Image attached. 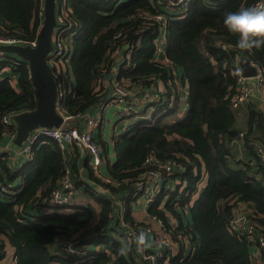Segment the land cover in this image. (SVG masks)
I'll return each mask as SVG.
<instances>
[{
    "label": "trees",
    "instance_id": "obj_1",
    "mask_svg": "<svg viewBox=\"0 0 264 264\" xmlns=\"http://www.w3.org/2000/svg\"><path fill=\"white\" fill-rule=\"evenodd\" d=\"M253 2L189 0L185 16L176 19L163 0H68L71 10L65 25L72 24L70 31L76 30L67 41L71 51L66 64L72 88L64 97L63 108L69 114L89 112L104 100L108 93L104 78L112 79L110 69L117 64V79L124 78L139 89L150 88L151 78L156 77L164 81V92L177 94L178 83L188 82L189 110L184 112L176 101L170 107L161 101L163 108L153 112L150 119L136 121L129 131L114 138L116 160L108 166L109 181L88 167V179L105 188L113 200L123 202L124 221L136 226L144 222L135 221L131 211L133 202L144 203L136 182L146 170L145 158L153 153L163 160L178 161L185 182L182 191L177 187L161 190L154 202L144 203L147 217L160 218L172 239L185 235L190 243L188 254L173 255L166 250L168 264H254L253 241L230 230L237 202L252 205L254 212L247 215L248 221L254 224L256 234L264 236V157L257 151L261 148L264 152V114L249 107L245 113L247 127L241 131L236 128L237 110L230 101L237 84L238 59L249 57L264 75V48H237V34L229 33L222 24L226 10ZM41 3L0 0V23L7 35L34 41L42 24ZM156 14L164 15L165 24L151 18ZM161 29L166 33V63L155 55V38ZM124 42L130 44L127 50L122 48ZM115 48L122 52L119 61L112 56ZM10 74L16 75V87L11 75L0 80V140L5 132L15 134L14 125L2 123L3 115L35 107L28 67L17 61ZM235 140L242 141L248 160L236 159ZM31 153V159L15 170L8 165L7 154L0 155V182L19 176L22 180L15 195L0 198V234L15 247L16 264H108L113 257L117 264H139L119 219L112 220L114 201L95 195L88 184H83L85 190L100 205L93 225H89L93 211L88 206L48 212L46 200L64 173L66 155L52 139L36 143ZM74 180L77 187L81 186L79 178ZM163 199L165 209L177 219L186 208L190 223L180 220L172 230L165 211L159 208ZM61 237L76 238L78 246L107 244L111 253L87 249L81 257H63L54 253L58 245L52 248ZM178 243L182 246V240ZM3 254L4 250L0 259ZM157 264H165L164 257Z\"/></svg>",
    "mask_w": 264,
    "mask_h": 264
},
{
    "label": "built area",
    "instance_id": "obj_2",
    "mask_svg": "<svg viewBox=\"0 0 264 264\" xmlns=\"http://www.w3.org/2000/svg\"><path fill=\"white\" fill-rule=\"evenodd\" d=\"M41 8L39 14L43 20V2L41 0ZM166 5H169L171 8L169 12L175 14L176 19H182L185 16V10L187 9L189 0H163ZM70 5L68 0H55V18L56 26L54 27L51 34V44L52 48L46 56V63L50 67L51 75L56 83L57 94L55 100V109L62 116L63 122L59 127H38L29 132V135L23 145L21 146V157L26 161L31 159V150L32 147L43 140L52 139L57 142L60 149L65 153H69V156H65V169L64 173L60 177L58 183L52 189L48 200H46L45 207L47 210H64L69 206L76 194L77 186L74 180V176L71 172V163L70 158L72 157L71 152L74 145H78L81 149L86 150L89 154V162L96 168L102 161L103 152L96 139L94 138V129L99 125V117L92 115L91 112H78L75 115L69 114L63 108V100L71 88L72 80L68 68L67 62L70 56L71 49L67 46V41L71 39L73 35L76 34V30L70 31L72 24L65 25L69 23L67 20L69 18L68 12L70 11ZM159 15V17H156ZM151 16L156 22L160 24L163 22L165 24L166 18L163 14H156ZM41 20V22H42ZM73 22L72 18L71 21ZM163 29V27H162ZM161 29V30H162ZM158 32L157 39L155 38V46L159 50H156V53L164 55V44L166 43V33L164 30ZM7 29L5 26L0 23V45H21V46H30L35 47L37 44V37L34 41L27 42L22 38L16 36L7 35ZM38 35V34H37ZM123 49L130 48L129 43H125L122 46ZM6 52L0 50V72L7 70L11 71L12 66L20 61L24 63L29 70V64L27 61H23L18 56H6ZM130 53L126 52L125 58L126 61L130 59ZM112 56L115 57L117 61L122 57V52L120 49H114ZM159 57V56H158ZM160 58V57H159ZM249 60L250 64L256 68V75L252 77L243 76L240 67H237V77H236V87L230 95V101L234 108L238 109L241 105H244L249 97L256 91L262 90L264 92V75L261 68L249 57H244ZM166 59V58H165ZM163 60V63L167 62ZM241 58L238 59V62ZM118 64L113 66L110 69V72L113 74L112 79H105L103 81L104 87L108 89V96L104 99L105 104L119 105V118H125L130 114H138L139 108L142 107V104L152 103L154 98H158L159 105L165 104L169 98L170 104L168 102V107L172 106L173 103L180 100V108L187 111L190 106L188 102V86L186 90H182L179 93V96L171 91L170 94L166 92L156 93V83L159 78L152 77V84L147 90L139 89L134 87L132 83L128 80L121 78L117 79L118 75ZM126 69V62H125ZM254 79V82L250 80ZM187 81V80H185ZM184 82L178 83L181 85ZM138 90V92H136ZM155 90V91H154ZM154 91V92H153ZM136 92L137 94L133 93ZM156 94L152 96V94ZM166 93V94H165ZM169 95V97H167ZM134 96V97H132ZM164 101L165 103H160ZM20 113L19 111H11L1 117V121L5 125H14L12 117ZM152 112H148V115H143L139 120L150 119ZM15 126V125H14ZM6 132L4 133V135ZM242 133H240L241 135ZM15 134H13L14 136ZM257 151L261 154L262 158L264 157V152L261 148H258ZM146 170L143 173L141 179L136 182L138 193L141 195L140 198L144 201L145 204L154 202L158 193L161 190H175L176 187L179 188V192L182 191V187L185 186V182L181 180L180 173H182V168L180 167L178 161L174 158H167L165 160L158 158L153 153L149 154L144 161ZM172 180L169 181V180ZM0 182V198L3 195L12 196L16 193L17 186H14L13 183H9L6 180ZM21 183L19 184V186ZM18 186V188H19ZM116 201L115 205L124 206L123 202ZM236 208V207H235ZM114 210L115 219H119L122 231L125 232L127 236V241L131 243L132 250L139 264H157L158 260L164 257L165 264H168V256L165 254L166 250L169 254L175 255L172 249V243L168 236L170 231H168L162 224V220L156 216H150L147 219L145 218L143 224L136 226H130L127 222L124 221L123 210ZM235 211V209H234ZM230 220V230L239 235L245 234L247 237L253 241V248L251 253V259L255 262L259 257L262 258V251H264V236L255 233V226L252 222L248 221L247 214L243 217L238 216L239 214L234 215ZM150 220H156L160 223L162 233H157L154 230ZM172 230L174 228L171 227ZM140 232L144 234L153 233L155 235V245L152 249H146L144 245H139L137 243L136 237ZM178 243V242H177ZM179 244V243H178ZM58 248L54 250L55 254H58L63 257L70 255H75L78 257L83 256L87 249L85 246H78V241L74 237L64 238L57 240L56 246ZM4 250V244L0 239V254Z\"/></svg>",
    "mask_w": 264,
    "mask_h": 264
},
{
    "label": "crops",
    "instance_id": "obj_3",
    "mask_svg": "<svg viewBox=\"0 0 264 264\" xmlns=\"http://www.w3.org/2000/svg\"><path fill=\"white\" fill-rule=\"evenodd\" d=\"M13 74V73H12ZM8 75V74H7ZM6 75L3 73H0V80L4 78ZM10 78H12V82L14 86L16 87V82L17 78L16 75H11ZM250 82H254V79L250 80ZM107 84V83H104ZM188 86V82L185 81L181 85L177 86V94L179 96V93L182 90H186ZM98 87H96L97 89ZM156 93H161L166 90L164 81L157 80L156 83ZM154 90V91H155ZM153 91V92H154ZM108 96V93H107ZM152 96L156 97V94H152ZM134 97V96H132ZM106 98V96H105ZM104 98V99H105ZM167 105L168 102L170 104L169 98H167ZM143 106L139 108V113L138 114H133L131 117L128 118H119V111H120V106L115 105V104H105V101L102 100L96 107H94L91 111L92 115H96L99 117V125L96 126L94 129V138L99 141V144L101 148L103 147L102 144H104V147L106 150H103V157L101 163L96 167L93 168V166L89 162V154L87 153L86 150L83 149H77L73 147V150L71 152L72 157L70 158V163H71V172L72 175L75 178H79L81 180V186L77 187V191L75 194V197L72 201V203L69 205L67 210H63L62 212H67L74 206H88L92 209L93 215L92 219L90 221L89 225H93L95 221L98 218V214L100 211V205L94 200L90 192H87L84 188L83 184H88L89 190L92 191L95 195L97 196H104L107 198H110L113 200V196L102 186H99L92 181L88 179V167H90L93 171V174L100 177L104 181H109L110 180V175L108 172V166L112 163L115 162L116 160V153L114 150V138L118 135H121L127 131L130 130L131 126L136 123V121H139V118L142 117L143 115H148V112H156L157 110L163 108L162 105H159L158 98H154L152 103H144L142 104ZM255 107L259 109L263 114H264V92L262 90H256L248 99V101L244 104L241 105L237 110V115H236V128L245 131L247 127V119H246V111L249 107ZM184 112H186L184 110ZM13 135H8L5 134L3 135L2 139L0 140V155L3 153L7 154V159H8V165L12 167L13 170L17 169L24 163V159L21 157V146L16 145L13 143ZM242 141L241 140H235L233 142V148H234V154L236 155V159H243L244 161L248 160V154L247 156L244 153V150L242 148ZM66 156H69V153L66 152ZM9 183H13L14 186L19 185L20 183L22 184L21 177H17L13 180H6ZM169 181L172 182L170 179ZM205 185V181L201 182V186ZM116 200V199H115ZM113 200L114 205L116 201ZM192 204H193V198H192ZM120 203V202H119ZM165 204V199L159 204V208L165 211V215L167 217V222L170 224L172 228H176L178 226L180 220L182 221L183 224H189L190 223V216L188 214V211L186 208L183 209V213L181 218H176L171 214L168 210L165 209L164 207ZM238 206L235 208L234 215L238 214L241 212L242 214H247L250 215L254 212V208L250 203H244V202H238ZM123 210L124 206H118L114 207V210ZM125 210V208H124ZM47 211V210H46ZM56 210H50L48 209V212H53ZM37 212V210H36ZM61 212V211H57ZM147 207L144 205L143 202H133L132 203V211L131 215L135 221H143L145 218L147 219L148 214H147ZM115 219V216L112 218V220ZM117 220V219H116ZM150 223H152V226L154 230L156 231V234L162 233L161 225L158 221L156 220H150ZM163 224V222H162ZM164 225V224H163ZM111 234H114L116 236L115 232H111ZM145 244L144 246L146 249H152L154 248L155 245V235L153 233L145 234ZM168 238L171 241V247L174 251V253L177 254V252H182L184 254H188L191 251V246L188 241L187 236H181L178 235L177 240L172 239L171 235L168 236ZM0 239L2 240L4 244V254L2 258L0 259V264H16V256H15V247L12 246L8 238L4 234H0ZM62 239L58 238V243L59 240ZM178 240H182V246L178 244ZM56 243L54 242L52 244V248L56 247ZM51 249V248H50ZM86 249L88 250H94V251H105L107 253H111V249L107 244H100V245H87ZM53 251V249H52ZM108 264H117L116 261L113 259L108 263ZM254 264H264V254L262 253V258L259 257Z\"/></svg>",
    "mask_w": 264,
    "mask_h": 264
},
{
    "label": "water",
    "instance_id": "obj_4",
    "mask_svg": "<svg viewBox=\"0 0 264 264\" xmlns=\"http://www.w3.org/2000/svg\"><path fill=\"white\" fill-rule=\"evenodd\" d=\"M55 26V0H44L43 20L38 31L36 46L0 45L1 51L14 53L23 61H27L34 88L35 107L12 117L15 125L13 143L18 146L23 145L30 131L38 127H59L63 122L62 116L55 109L57 88L50 67L46 63V56L52 48L51 34ZM239 66L243 76L256 75V68L248 59L241 58Z\"/></svg>",
    "mask_w": 264,
    "mask_h": 264
},
{
    "label": "clouds",
    "instance_id": "obj_5",
    "mask_svg": "<svg viewBox=\"0 0 264 264\" xmlns=\"http://www.w3.org/2000/svg\"><path fill=\"white\" fill-rule=\"evenodd\" d=\"M222 24L229 33L237 34V48H264V0H254L253 3L240 6L236 10H226ZM145 239L143 232L136 237L139 245H144ZM124 251V248L120 249L121 253Z\"/></svg>",
    "mask_w": 264,
    "mask_h": 264
},
{
    "label": "rangeland",
    "instance_id": "obj_6",
    "mask_svg": "<svg viewBox=\"0 0 264 264\" xmlns=\"http://www.w3.org/2000/svg\"><path fill=\"white\" fill-rule=\"evenodd\" d=\"M156 17H159V15H156ZM155 50H159V48H158V49L155 48ZM155 55L157 56V58H158L159 61H163V60L165 59V57H163V55H162V54H159L158 52H157ZM158 56H159L160 58H159ZM165 60H166V59H165ZM237 66L240 67V66H239V62H238V65H237ZM10 72H11V71L4 70V71H1L0 73H3V74H5V75H6V74L11 75ZM6 76H7V75H6ZM136 92H138V90H136ZM136 92H133V93L137 94ZM177 102L179 103V107H180V102H181V101L178 100ZM174 159H175V158H174ZM233 201H234V200H233ZM237 203H238V202H237ZM237 206H238V204L236 205V208H237ZM238 214H239L238 216H242V217L244 216V214H242L241 212H239Z\"/></svg>",
    "mask_w": 264,
    "mask_h": 264
}]
</instances>
